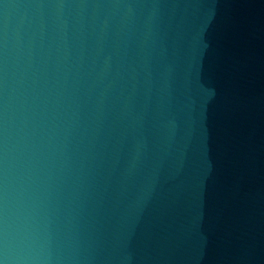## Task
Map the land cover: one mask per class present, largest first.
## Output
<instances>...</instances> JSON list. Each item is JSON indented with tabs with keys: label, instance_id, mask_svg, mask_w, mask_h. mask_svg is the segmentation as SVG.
Here are the masks:
<instances>
[{
	"label": "water",
	"instance_id": "95a60500",
	"mask_svg": "<svg viewBox=\"0 0 264 264\" xmlns=\"http://www.w3.org/2000/svg\"><path fill=\"white\" fill-rule=\"evenodd\" d=\"M0 264H264V0H0Z\"/></svg>",
	"mask_w": 264,
	"mask_h": 264
}]
</instances>
